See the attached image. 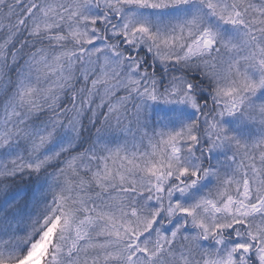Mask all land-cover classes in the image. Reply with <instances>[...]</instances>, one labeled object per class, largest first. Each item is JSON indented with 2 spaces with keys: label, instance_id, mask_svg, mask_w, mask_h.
Here are the masks:
<instances>
[{
  "label": "snow or ice",
  "instance_id": "snow-or-ice-1",
  "mask_svg": "<svg viewBox=\"0 0 264 264\" xmlns=\"http://www.w3.org/2000/svg\"><path fill=\"white\" fill-rule=\"evenodd\" d=\"M0 264H264V0H0Z\"/></svg>",
  "mask_w": 264,
  "mask_h": 264
},
{
  "label": "rangeland",
  "instance_id": "rangeland-1",
  "mask_svg": "<svg viewBox=\"0 0 264 264\" xmlns=\"http://www.w3.org/2000/svg\"><path fill=\"white\" fill-rule=\"evenodd\" d=\"M186 106H177V105H165L162 103L153 104L149 110V118L153 122L163 121L166 117L171 116L173 112H190ZM225 122L228 126L235 131L242 134H249V127L247 125H241L237 119L228 117L225 118ZM36 179L34 177L32 187L35 186Z\"/></svg>",
  "mask_w": 264,
  "mask_h": 264
},
{
  "label": "trees",
  "instance_id": "trees-1",
  "mask_svg": "<svg viewBox=\"0 0 264 264\" xmlns=\"http://www.w3.org/2000/svg\"><path fill=\"white\" fill-rule=\"evenodd\" d=\"M34 177L32 178H27L25 177L23 180H17L16 184L17 186L22 189V190H28L29 188H32V183H33Z\"/></svg>",
  "mask_w": 264,
  "mask_h": 264
}]
</instances>
